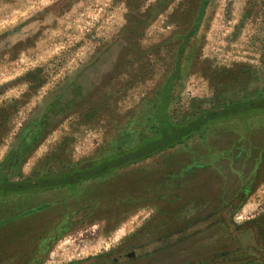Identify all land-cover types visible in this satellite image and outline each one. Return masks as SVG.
<instances>
[{
    "label": "rangeland",
    "instance_id": "obj_1",
    "mask_svg": "<svg viewBox=\"0 0 264 264\" xmlns=\"http://www.w3.org/2000/svg\"><path fill=\"white\" fill-rule=\"evenodd\" d=\"M178 59L184 68L174 93L178 119L234 97L263 93L264 0H0V179L41 176L44 170L101 156L118 126L136 124L160 101L159 86ZM102 95L101 107L96 99ZM82 99V113L70 109ZM90 101L97 113L86 116ZM253 138L262 142L264 130ZM229 139L228 133L214 130L205 142L193 137L103 180L85 183L94 197L129 190L139 200L125 210L117 207L121 210L111 217L96 215L75 224L60 238L78 239L71 253L56 243L43 264H110L108 254H123L129 249H118L135 242L144 256L131 264L158 262L166 242L174 245L183 240L177 238L209 225L217 232L225 226L226 237L240 231L260 234L264 159L230 162L235 151L222 152ZM118 141L119 146L126 144ZM166 171L181 173L175 186L180 199L139 202L149 195L147 185ZM62 194H38L31 202ZM160 208L168 210L163 220ZM62 218L61 208L54 206L0 227V250L7 239L56 234L53 227ZM155 224L156 230L179 232L144 247L148 239L141 237ZM134 229L139 239H126ZM244 238L241 250L228 244L224 251L231 258L258 256L247 264H264V246L256 250L248 244L254 240ZM184 251H195V246L173 247L177 258Z\"/></svg>",
    "mask_w": 264,
    "mask_h": 264
},
{
    "label": "trees",
    "instance_id": "obj_2",
    "mask_svg": "<svg viewBox=\"0 0 264 264\" xmlns=\"http://www.w3.org/2000/svg\"><path fill=\"white\" fill-rule=\"evenodd\" d=\"M183 71L181 59H178L159 86L160 101L151 107L149 112L143 113L144 119L136 124L127 122L128 126L125 121L124 125L118 126L114 133L117 136L107 139L102 146L106 149L101 156L92 157L80 164L60 165L52 172L44 170L41 176L24 177L18 180L2 177L0 179V227L8 221L26 218L34 213L59 206L63 212V218L53 227L56 234L53 231L47 236H40L39 239H60L65 233L71 231L75 224L86 222L92 216L104 217L102 215L106 214V217H111L119 210H125L136 204L139 198L129 190L106 197L97 192L98 195L94 197L93 192L89 193L83 187L85 183L97 179L103 180L118 170L146 161L169 148L186 144L193 137L199 136L205 142L209 132L214 130L223 134L228 133L231 137L224 147L228 149L222 150L224 154L235 151L233 158H229L230 162L244 164L252 159L255 162L259 159L263 160L264 140L257 142L253 134L264 130V92L252 97H234L205 107L194 116L178 119L174 115V93ZM108 94L105 93L104 98ZM96 101L102 107L103 95L99 96ZM81 102H84V99L74 103L70 109L82 113L85 105L81 110L79 106ZM74 107L77 109H73ZM96 107L90 101L86 106V116L96 114ZM261 122L263 123L260 124ZM118 140L126 144L119 146ZM112 148L116 150L109 152ZM205 157L203 154L201 158ZM176 172H161L158 178L153 179L147 185V189L150 190L149 195L139 202L153 203L163 200L173 202L180 199L175 186L181 180L182 175L181 173L175 175ZM54 190H62L63 194L50 201L37 204L31 202V199L38 194ZM113 206L116 207L115 210L106 209L113 208ZM117 207L121 209L118 210ZM164 212L168 213V211ZM81 218L82 220H79ZM54 244L48 240L26 244L23 257L20 260H13L12 264H43ZM4 249L3 247L0 250V264L5 262Z\"/></svg>",
    "mask_w": 264,
    "mask_h": 264
},
{
    "label": "crops",
    "instance_id": "obj_3",
    "mask_svg": "<svg viewBox=\"0 0 264 264\" xmlns=\"http://www.w3.org/2000/svg\"><path fill=\"white\" fill-rule=\"evenodd\" d=\"M24 208V206H22ZM49 210V209H47ZM210 210V209H209ZM13 211V210H12ZM160 214V220H163L164 218L167 217V215L165 214L164 216H161L162 213H165V210H162L160 208V210H158ZM168 211V210H167ZM170 212L172 210H169ZM177 211V210H176ZM214 211V210H213ZM42 212V211H41ZM40 213V212H38ZM37 214V213H34ZM32 214V215H34ZM31 215V216H32ZM30 217V216H28ZM26 217V218H28ZM24 219H18V220H14V221H8L4 226H11L12 224L20 221ZM248 222H253V221H248ZM258 224L259 221H256ZM264 223V222H262ZM251 224V223H250ZM229 225V224H228ZM156 224L155 225H150L148 227H146V229L150 231H156ZM187 227V226H185ZM224 228V232L223 231H219L217 232L215 230V225L213 228H211V226L209 225V227L207 229H203V230H197L194 233H191L190 235H186L185 237L181 236L180 238L177 239H183V240H176L174 245L180 246L182 244H184V247L186 249H189V247L191 249L194 248L195 246V251H184L180 252L179 254L176 253V255H180V258L175 257V253L173 252V247L174 245H168L169 242H166L168 244H165L164 246L166 247V249L164 250L163 254L160 255L158 257V262H151L149 264H247L249 261L251 260H259L261 259V257H248V256H238L236 258L234 257H229V255L231 253H229L228 251H224L226 249H224L225 246H227L228 244L233 245V244H238V251L241 250L240 244H245L242 240V237H245L244 239H253L254 241L249 242L248 244H250V247L255 248L256 250H259V246L260 248L262 246H264V227L257 225V228L260 229V234H256V235H249V233H245L240 231L239 234L232 236L230 233V235H228V237H226V232L228 231L227 228L225 226H222ZM190 228V227H187ZM186 228V229H187ZM263 228V229H262ZM177 229V228H175ZM174 228L172 229H165L162 231L157 230L158 232H162V233H178L177 230H175ZM208 230V232L206 233V231ZM154 231V232H155ZM246 231V230H245ZM184 232V231H183ZM252 231H250L251 233ZM253 233V232H252ZM194 234V235H193ZM172 235V234H171ZM174 235V234H173ZM167 239H172V237H167ZM218 239H229L228 242H219ZM43 240H48L51 241L53 243H59L64 245V250L65 249H69L70 253H71V245L72 243H74V241H77L76 239H24V237L19 238V239H7V245L5 248V257L3 258L5 260L4 264H12L13 260H20L23 257V252H24V247L26 246V244H33L39 241H43ZM152 240V241H151ZM165 241H167L166 239H163ZM154 242L156 245L159 244V239H148V241L144 242L143 246L145 247L146 245H148L149 242ZM210 242V243H209ZM137 242L133 243L134 245H136ZM172 243V241H171ZM140 245V243H137ZM19 245V246H18ZM67 245V246H66ZM147 247V246H146ZM182 248V247H181ZM139 250V247L137 245V251ZM163 251V250H162ZM161 250H159V253H162ZM156 252V253H158ZM15 253V254H14ZM139 256H144V254H140L139 251L137 252ZM221 253V254H220ZM220 254V255H219ZM214 256H216V259H213ZM227 258V259H225Z\"/></svg>",
    "mask_w": 264,
    "mask_h": 264
},
{
    "label": "flooded vegetation",
    "instance_id": "obj_4",
    "mask_svg": "<svg viewBox=\"0 0 264 264\" xmlns=\"http://www.w3.org/2000/svg\"><path fill=\"white\" fill-rule=\"evenodd\" d=\"M147 231V229H146ZM138 230L137 229H134L133 230V233H130V235L128 237H126V239H137L139 237V235L137 234ZM154 232V231H153ZM163 232V231H162ZM162 232H158L157 230L154 232V236H152L150 234V232L147 233L146 236H143L141 237V239H167V237H174V232H171L169 234L167 233H162ZM179 232V231H178ZM172 234V235H171ZM139 239V238H138ZM139 246V245H138ZM142 247V245H141ZM129 249L128 251L124 252L123 254H120L116 257H111L112 255L108 254V256H110V261L111 263L110 264H131V263H134L136 261L139 260V255H138V251H137V245H128V246H124V247H120L118 250L120 251V253L122 252V250L125 251V249ZM99 256H103L104 255H99ZM217 257L214 256L213 259H216ZM227 259V258H225ZM104 260H106L104 258Z\"/></svg>",
    "mask_w": 264,
    "mask_h": 264
}]
</instances>
